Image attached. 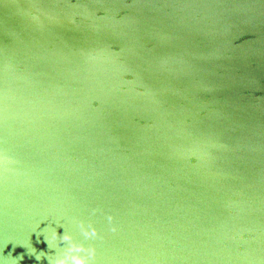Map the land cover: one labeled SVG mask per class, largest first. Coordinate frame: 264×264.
Instances as JSON below:
<instances>
[{"label": "water", "instance_id": "water-1", "mask_svg": "<svg viewBox=\"0 0 264 264\" xmlns=\"http://www.w3.org/2000/svg\"><path fill=\"white\" fill-rule=\"evenodd\" d=\"M5 154L0 264H264V0H0Z\"/></svg>", "mask_w": 264, "mask_h": 264}, {"label": "clouds", "instance_id": "clouds-1", "mask_svg": "<svg viewBox=\"0 0 264 264\" xmlns=\"http://www.w3.org/2000/svg\"><path fill=\"white\" fill-rule=\"evenodd\" d=\"M15 163V160L8 155H0V164L5 166ZM99 209L93 208L90 215H95ZM61 219H66L69 223V228H65L64 223H59L58 226L64 228L62 235H58L57 230L53 229L48 235H44V240L50 249H55L54 254H48L44 251L37 252L31 246V252L27 247L29 254H35L36 260L42 257H47L49 264H96L97 249L92 241L101 239L100 231L90 221L85 222L74 216H61ZM114 216L108 214L105 217L108 231L116 233L118 225L114 223ZM76 233L79 235L77 239ZM39 236L40 233H37ZM65 242L64 246H60V242ZM26 246V245H25ZM22 259V258H21Z\"/></svg>", "mask_w": 264, "mask_h": 264}]
</instances>
